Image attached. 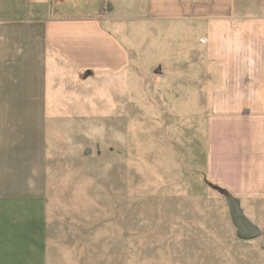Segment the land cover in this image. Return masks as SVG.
Masks as SVG:
<instances>
[{"label": "rangeland", "instance_id": "1", "mask_svg": "<svg viewBox=\"0 0 264 264\" xmlns=\"http://www.w3.org/2000/svg\"><path fill=\"white\" fill-rule=\"evenodd\" d=\"M104 13L126 51L118 75L70 76L59 59L45 89L0 77V195L43 191L58 264H264V203L245 207L260 236L240 240L211 177L208 94L224 72L205 29ZM5 202L0 220H21Z\"/></svg>", "mask_w": 264, "mask_h": 264}, {"label": "crops", "instance_id": "2", "mask_svg": "<svg viewBox=\"0 0 264 264\" xmlns=\"http://www.w3.org/2000/svg\"><path fill=\"white\" fill-rule=\"evenodd\" d=\"M106 2L113 15L130 10L135 18L205 29V58L224 72L222 87L208 94L211 177L240 200L244 213L251 205L260 210L264 0H0V77H42L45 89L47 67L56 69L62 65L59 59L70 76L85 77L88 70L118 75L125 68L126 51L108 30L107 19L100 18ZM25 193L31 195H0L8 210L24 212L21 220H0V229L10 234L0 240V264H58L59 252L42 232L45 202L32 194L43 191Z\"/></svg>", "mask_w": 264, "mask_h": 264}, {"label": "water", "instance_id": "3", "mask_svg": "<svg viewBox=\"0 0 264 264\" xmlns=\"http://www.w3.org/2000/svg\"><path fill=\"white\" fill-rule=\"evenodd\" d=\"M90 74V70L85 72L86 77ZM216 188L225 196V202L229 209L231 221L236 228L237 238L243 241H248L259 237L261 234L260 229L245 215L240 200L227 192L224 188Z\"/></svg>", "mask_w": 264, "mask_h": 264}]
</instances>
